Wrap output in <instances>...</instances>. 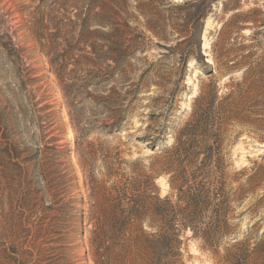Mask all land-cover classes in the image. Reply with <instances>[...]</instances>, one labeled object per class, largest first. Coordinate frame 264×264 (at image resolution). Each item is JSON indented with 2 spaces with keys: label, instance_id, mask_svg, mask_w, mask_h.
<instances>
[{
  "label": "rangeland",
  "instance_id": "rangeland-1",
  "mask_svg": "<svg viewBox=\"0 0 264 264\" xmlns=\"http://www.w3.org/2000/svg\"><path fill=\"white\" fill-rule=\"evenodd\" d=\"M125 50L129 56L124 59ZM50 59L57 67L66 64L62 76L87 83L84 89L75 88L80 101L74 108L79 133ZM249 63L264 65V0H0V173L6 164L3 149L23 153L19 160L35 155L47 133L44 124L54 122L59 143L70 145L76 204L90 214L76 145L68 139L71 130L79 135L78 150L84 157L93 145L102 143L119 147L124 159L140 157L148 163L173 144L200 91L228 93L242 81L243 67ZM261 85L263 92L264 80ZM112 94L137 98L120 131L110 133L104 126L103 103L96 98ZM45 105L49 108L44 110ZM258 109L262 112L251 115L252 124L231 127L225 147L230 174L247 169L233 186L244 183L251 168L259 165L261 180L256 183L260 184L234 206L228 231L219 233L216 246L207 245L185 224L188 212L184 203H177L169 175L156 177L161 196L177 204L169 208V253L175 264H264L254 250L264 242V105ZM162 129L156 150L142 140ZM38 160L23 165L34 188L43 184ZM0 183L4 187L2 177ZM1 194L0 232L5 237L0 252L13 241L6 224L13 214L21 215L9 191L3 198ZM47 201L43 198V203ZM208 215L192 227L204 226ZM79 217L76 231L83 229ZM241 240L246 242L244 258L227 257ZM78 243L74 252L78 264H92L87 238ZM0 264H7L5 256H0Z\"/></svg>",
  "mask_w": 264,
  "mask_h": 264
},
{
  "label": "trees",
  "instance_id": "trees-1",
  "mask_svg": "<svg viewBox=\"0 0 264 264\" xmlns=\"http://www.w3.org/2000/svg\"><path fill=\"white\" fill-rule=\"evenodd\" d=\"M127 56L128 51H123V58ZM50 64L75 131L79 133L74 108L80 101L75 88L84 89L87 83L62 76L66 64L59 63L57 67L52 59ZM126 65L124 63L123 67ZM243 69L242 81L228 93L219 96L216 89L208 94L200 91L190 117L176 131L173 144L151 157L148 163L140 157L132 161L124 159L119 147L102 143L93 145L84 157L78 150L76 133L75 152L84 175L90 214L76 204L78 194L74 183L77 178L70 145L59 143L61 140L55 135L57 129L52 128L54 122L44 124L43 132L47 133L35 155L19 160L23 153L13 148L3 149L6 164L0 173L5 180L4 187L0 183L1 197L9 191L11 202L18 206L21 215L13 214L6 224L10 225L13 241L2 249L0 256L6 257L7 264H78L74 252L79 248L77 242L85 236L92 264H175L169 253V208L177 204L174 205L169 196H161L155 183L161 173L169 175L171 188L177 190V203L185 204V212H188L185 224L191 225L193 233L207 245L216 246L219 233L228 231L234 206L257 188L260 183L256 182L261 180V165L251 168L247 180L238 186L233 183L246 174L247 169L234 174L228 171L225 143L231 127L252 124L251 115L261 114L258 108L264 105V91H261L264 65L249 63ZM254 90L258 93L252 94ZM136 98L137 95L130 98L113 94L96 98L103 103L107 118L104 126L110 133L120 131L121 121L125 120ZM48 108L45 105L44 110ZM163 134L164 129L154 131L142 140L151 143V148L156 150ZM36 159H39L43 184L34 188L23 165ZM43 192V198L49 200L46 203L39 197ZM51 211L56 214L50 215ZM206 212L209 215L204 226L192 227ZM79 214L82 215L81 232L75 229ZM34 217L37 219L33 225ZM4 237L0 232V243ZM245 243V240L235 242L227 257L241 261L245 256ZM261 243L262 246L257 244L254 250L264 258V242Z\"/></svg>",
  "mask_w": 264,
  "mask_h": 264
},
{
  "label": "bare ground",
  "instance_id": "bare-ground-1",
  "mask_svg": "<svg viewBox=\"0 0 264 264\" xmlns=\"http://www.w3.org/2000/svg\"><path fill=\"white\" fill-rule=\"evenodd\" d=\"M207 47H208V46H207ZM208 61H209V60H208ZM68 139H69V141L72 142V143L75 142V139H76V133H75L74 130H71V134H69ZM73 158L76 159L75 155H73ZM79 174H80V177H81V179H82L81 171L79 172ZM81 217H82V216L79 217V220H78L79 223H82V218H81ZM79 231H82V228H81V227H80Z\"/></svg>",
  "mask_w": 264,
  "mask_h": 264
}]
</instances>
